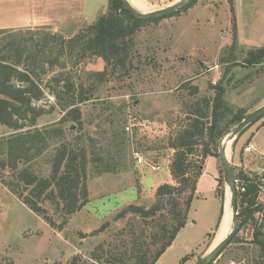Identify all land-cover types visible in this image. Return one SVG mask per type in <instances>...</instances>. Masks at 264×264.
<instances>
[{
  "label": "rangeland",
  "instance_id": "obj_1",
  "mask_svg": "<svg viewBox=\"0 0 264 264\" xmlns=\"http://www.w3.org/2000/svg\"><path fill=\"white\" fill-rule=\"evenodd\" d=\"M176 1L146 0L144 3L147 11H154ZM95 2L96 7L87 4L85 16L88 19L81 26L76 23L77 26L68 25L56 31L50 28L5 30H31L38 37L53 35L55 42L65 41L106 13L107 0ZM233 41L237 46L234 53L230 49ZM259 48H264V0H196L194 6L179 16L142 27L134 37L129 77L97 86L96 112H92L95 108L90 105L82 108L85 121H89L87 115L94 113V117L105 107L97 105L101 102H111L105 107L109 108L105 115L120 113L127 137V169L117 174H88V203L66 219L61 231L49 227L0 185V264H68L76 255L87 259L97 246L102 245L105 251L113 250L120 244V231L127 230L129 225L135 227L138 236L144 227L140 219L131 216L121 221L113 219L128 205L149 208L155 202L157 187L174 184L169 174L172 151L166 148L167 139L178 129L190 106L203 100L211 106L215 88L223 91L224 107L219 114L224 121L239 111L248 114L264 105V64L250 67L241 63L247 52ZM103 67L100 59H86L78 67L77 75L83 77L81 71L99 72ZM54 71L58 72L57 67ZM194 87L197 92L192 94ZM36 106L48 111L38 119V127L54 124L63 115L48 95ZM263 121L264 118L251 125L231 143L228 160L234 173L242 170L249 176L264 175L263 158L254 153L243 156L247 141L252 133L261 129ZM96 124L97 121L90 126L86 124L85 129L99 141L94 134L106 127L97 130ZM66 129L74 131L75 126L69 124ZM9 134L10 130L0 126V138ZM257 141L264 144V129L259 130ZM134 151L148 164L158 165L160 170L154 173L149 167L136 165ZM38 166L48 172L42 162ZM216 188L223 191L222 201L215 197ZM226 196L219 160L209 157L196 183L195 198L187 216L188 226L179 231L155 264H197L215 246L219 209ZM44 208L58 226L61 219L53 213L52 207L45 203ZM106 222L108 229L92 235ZM144 230L150 232L148 226ZM230 230L231 225L228 232ZM262 232L264 234V226ZM251 237L252 227L243 228L238 233L240 243L229 244L213 264H264V255L250 243ZM145 243L151 244V241L146 237ZM186 255L187 260L180 263Z\"/></svg>",
  "mask_w": 264,
  "mask_h": 264
},
{
  "label": "trees",
  "instance_id": "obj_2",
  "mask_svg": "<svg viewBox=\"0 0 264 264\" xmlns=\"http://www.w3.org/2000/svg\"><path fill=\"white\" fill-rule=\"evenodd\" d=\"M195 3L196 0L168 17L142 20L130 15L120 0H107L106 13L93 24L68 40L44 45L37 42L39 37L31 30H0V126L11 132L0 138V185L49 227L61 231L66 219L88 203V174H117L127 169V137L120 113L105 115L109 109L105 107L111 102H101L97 105L105 107L94 117V113L87 115L89 121H85L82 108L87 105L95 108L97 86L129 77L134 37L142 27L179 16ZM236 47L233 41L232 53ZM90 58L102 60L103 70L81 71L84 78L79 77L78 67ZM242 59L244 66L264 64V48L251 50ZM55 67L58 72L54 71ZM215 90L211 106L205 100L191 105L178 129L167 139L166 148L172 151L169 174L174 184L157 187L155 202L149 208L128 205L115 215L114 221L124 220L126 216L140 219L144 226L140 234L137 236L135 227L129 225L127 230L120 231V244L113 250L105 251L102 245L97 246L87 259L76 255L68 264H155L171 246L187 225L204 161L218 157L217 139L227 127L236 125L246 115L239 111L224 121L219 114L224 107L223 91ZM196 92L194 87L192 94ZM47 95L54 99V107L63 115L54 124L38 127V119L48 111L36 104ZM94 121H97V130L106 127L95 132L99 141L85 129L86 124L90 126ZM69 124L75 126L74 131L66 129ZM39 162L48 168L47 173L38 166ZM232 172L238 215L237 232L229 244L240 243L238 233L251 226L250 243L264 255V203L258 201L260 188H264V175L249 176L240 170L234 173V169ZM215 195L223 200L224 194L219 188ZM45 203L61 219L58 226L48 216ZM222 210L221 205L218 223ZM146 226L150 228L148 233L144 230ZM108 227L106 222L92 235ZM146 237L151 244L145 243ZM187 258L184 256L180 263Z\"/></svg>",
  "mask_w": 264,
  "mask_h": 264
},
{
  "label": "crops",
  "instance_id": "obj_3",
  "mask_svg": "<svg viewBox=\"0 0 264 264\" xmlns=\"http://www.w3.org/2000/svg\"><path fill=\"white\" fill-rule=\"evenodd\" d=\"M141 1L144 3L146 0ZM87 4L90 7H96L95 0H0V30L24 28L44 30L50 28L56 31L55 29L66 28L68 25L77 26L76 23L81 26V24H86L88 19L85 16ZM261 129H264V125ZM259 130L252 133L247 143L252 145L254 150L250 153H243V156L246 157L248 154L254 153L264 159V144L257 141ZM221 205L223 208V204Z\"/></svg>",
  "mask_w": 264,
  "mask_h": 264
},
{
  "label": "water",
  "instance_id": "obj_4",
  "mask_svg": "<svg viewBox=\"0 0 264 264\" xmlns=\"http://www.w3.org/2000/svg\"><path fill=\"white\" fill-rule=\"evenodd\" d=\"M125 10L137 19L150 20L168 17L176 12H179L187 8L194 0H177L176 2L154 11L141 12L135 9L128 0H120ZM40 45L45 43L55 42L53 35H44L37 39ZM264 118V105L256 108L252 112L245 115V117L236 125L230 126L225 130L217 139V158L220 163L223 182L226 187L227 196L223 202L222 216L218 225L217 233L221 228L223 222L226 220V216L230 217L231 230L226 236L215 246H212L207 254L197 264H212L223 250L228 246L230 240L237 232V212H236V187L233 179V173L231 165L226 153L227 143H232L246 128L255 124L259 120ZM227 217V218H228ZM228 221V220H227Z\"/></svg>",
  "mask_w": 264,
  "mask_h": 264
},
{
  "label": "built area",
  "instance_id": "obj_5",
  "mask_svg": "<svg viewBox=\"0 0 264 264\" xmlns=\"http://www.w3.org/2000/svg\"><path fill=\"white\" fill-rule=\"evenodd\" d=\"M129 129L127 128L126 131H128ZM254 150L252 145H247L244 149V152L246 153H250ZM132 156H133V160L135 162L136 165H144L146 167H149L151 172L157 173L160 170V167L158 165H152V164H148L145 160V158L137 151L132 152ZM237 183V182H236ZM244 189H241V192H243ZM263 197V198H261ZM259 203H264V188H260V192H259V198H258Z\"/></svg>",
  "mask_w": 264,
  "mask_h": 264
},
{
  "label": "bare ground",
  "instance_id": "obj_6",
  "mask_svg": "<svg viewBox=\"0 0 264 264\" xmlns=\"http://www.w3.org/2000/svg\"><path fill=\"white\" fill-rule=\"evenodd\" d=\"M131 5L141 11V12H148L147 10H149L146 5L143 3V1L141 0H128ZM230 145L231 143L228 142L227 143V148H226V153L228 155V152H229V148H230ZM226 216V220L223 222L221 228L219 229L218 231V234H217V237H216V240H215V245L218 244L227 234L228 230H229V226H230V217ZM228 220V221H227Z\"/></svg>",
  "mask_w": 264,
  "mask_h": 264
}]
</instances>
